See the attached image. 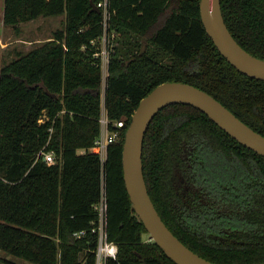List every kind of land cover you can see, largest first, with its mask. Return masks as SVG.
I'll return each instance as SVG.
<instances>
[{
  "label": "trees",
  "instance_id": "1",
  "mask_svg": "<svg viewBox=\"0 0 264 264\" xmlns=\"http://www.w3.org/2000/svg\"><path fill=\"white\" fill-rule=\"evenodd\" d=\"M102 1L5 0L4 22L16 29L41 16L65 14L66 21L0 69V249L33 264H95L96 205L105 192L108 236L119 246L107 264H177L144 239L149 233L125 185L132 116L157 85L182 81L264 135V80L223 56L200 0H107V11ZM221 6L235 39L264 59V0ZM105 33L112 46L103 98L96 53ZM103 103L110 120L125 121L105 161L95 144ZM43 151L57 162L48 164ZM143 165L157 210L184 244L218 264L264 262L263 155L197 107L174 103L151 121Z\"/></svg>",
  "mask_w": 264,
  "mask_h": 264
},
{
  "label": "water",
  "instance_id": "2",
  "mask_svg": "<svg viewBox=\"0 0 264 264\" xmlns=\"http://www.w3.org/2000/svg\"><path fill=\"white\" fill-rule=\"evenodd\" d=\"M92 6L100 10L93 2ZM200 10L207 33L223 56L243 73L264 80V59L250 53L235 39L225 21L221 0H200ZM174 103L197 107L233 138L263 156L264 135L207 91L182 81H167L153 88L141 99L126 131L123 146L125 185L132 207L144 223L149 239L177 264H218L193 251L173 233L157 210L145 180L143 149L146 132L155 115Z\"/></svg>",
  "mask_w": 264,
  "mask_h": 264
},
{
  "label": "built area",
  "instance_id": "3",
  "mask_svg": "<svg viewBox=\"0 0 264 264\" xmlns=\"http://www.w3.org/2000/svg\"><path fill=\"white\" fill-rule=\"evenodd\" d=\"M98 5L104 7L105 11H107V5H108L107 0L100 2ZM103 39H104V43H106L107 40L109 41L108 47L105 44L103 45V42H102ZM100 40L102 42V49L100 52H97L96 55L100 56L101 61H102L103 78H104L103 83L105 84L104 93L102 94V97L104 98L105 88H106V78L108 76L109 55H110L109 43H111V40L107 33H105L100 38ZM102 106H103V112L100 118L101 131H100L99 137L95 141V144L100 154L101 160L105 161L107 158L108 147L112 142L116 141L118 137L120 136L121 130L124 127L125 121L124 120H117V121L110 120L106 112L104 103L102 104ZM41 121H43V119H41ZM111 124L113 125V128L111 127ZM42 153L44 155L43 159L48 164H55L57 162V156L55 152L53 151L44 152L43 151ZM96 208L98 210L99 217H98L97 225L93 228V231L96 232L98 235V244L95 249V255H96L95 264H107L110 258L117 259L118 252H119V246L115 241L111 240L108 236L107 198H106L105 192H103L99 203L96 205ZM84 233H85V230H81V231L75 232V235L80 237ZM149 241L151 240L149 239Z\"/></svg>",
  "mask_w": 264,
  "mask_h": 264
},
{
  "label": "rangeland",
  "instance_id": "4",
  "mask_svg": "<svg viewBox=\"0 0 264 264\" xmlns=\"http://www.w3.org/2000/svg\"><path fill=\"white\" fill-rule=\"evenodd\" d=\"M5 0H0V69L9 60L17 56V52H27L39 42L49 39L57 29L64 28L66 15L41 16L37 19L21 22L19 29L6 25L4 22ZM108 47V40L104 43ZM112 46V43H109ZM104 83L102 94L104 93ZM144 239L149 240V234ZM1 259L6 260L2 261ZM19 264H33L18 256L8 254L0 249V264H11L9 261Z\"/></svg>",
  "mask_w": 264,
  "mask_h": 264
}]
</instances>
